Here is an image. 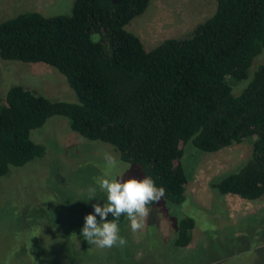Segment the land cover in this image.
<instances>
[{
    "label": "trees",
    "instance_id": "obj_1",
    "mask_svg": "<svg viewBox=\"0 0 264 264\" xmlns=\"http://www.w3.org/2000/svg\"><path fill=\"white\" fill-rule=\"evenodd\" d=\"M149 5L75 0L70 14L28 11L0 23L2 58L57 68L77 97L9 88L0 104V177L45 155L32 131L60 115L72 130L139 165L174 203L186 198L188 143L216 152L251 139V157L211 186L248 200L264 195V63L250 72L264 50V0H217L215 13L193 32L152 49L126 28ZM245 82L236 94L234 84ZM194 227L192 217L180 221L177 247L191 243Z\"/></svg>",
    "mask_w": 264,
    "mask_h": 264
},
{
    "label": "rangeland",
    "instance_id": "obj_2",
    "mask_svg": "<svg viewBox=\"0 0 264 264\" xmlns=\"http://www.w3.org/2000/svg\"><path fill=\"white\" fill-rule=\"evenodd\" d=\"M74 2L0 0V23L28 11L70 14ZM216 8L217 0H150L147 10L126 28L152 49L167 38L189 35ZM263 63L264 50L254 58L251 74ZM18 84L53 100L77 101L57 68L0 55V104L9 88ZM245 86L246 82L234 84V92L241 93ZM31 137L46 146L45 155L0 177V264H264V195L248 200L211 186L251 157V139L216 152L188 143L182 158L189 178L185 200L174 203L162 197L149 206L145 226L137 232L131 231L125 217L119 226L127 246L109 249L90 245L81 236L84 217L94 213V204L105 202L99 192L85 201L88 190L115 171H125L118 179H143L142 168L122 161L112 145L72 130L65 116L50 117ZM105 153L117 159L115 171L107 166ZM184 217L195 220L192 241L177 247Z\"/></svg>",
    "mask_w": 264,
    "mask_h": 264
},
{
    "label": "clouds",
    "instance_id": "obj_3",
    "mask_svg": "<svg viewBox=\"0 0 264 264\" xmlns=\"http://www.w3.org/2000/svg\"><path fill=\"white\" fill-rule=\"evenodd\" d=\"M104 159L110 169L115 171L118 168V161L111 153H105ZM123 173L115 171L114 176L106 174L95 181L96 186L88 190L85 201L96 198L98 192L103 193L105 198L103 205L94 204V213H88L84 217L81 236L90 245L109 249L126 247L127 239L120 234V218L126 217L131 231L137 232L144 228L150 215L149 205L165 197V189L158 187L151 177L118 179ZM109 214L113 219H107ZM97 216L100 217L99 222Z\"/></svg>",
    "mask_w": 264,
    "mask_h": 264
}]
</instances>
